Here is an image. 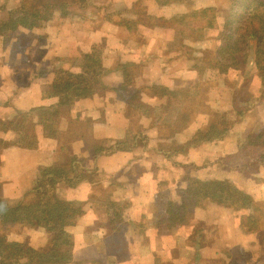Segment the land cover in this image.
Returning <instances> with one entry per match:
<instances>
[{"label":"crops","instance_id":"crops-1","mask_svg":"<svg viewBox=\"0 0 264 264\" xmlns=\"http://www.w3.org/2000/svg\"><path fill=\"white\" fill-rule=\"evenodd\" d=\"M217 4L0 0V207H16L42 187L69 203L74 221L58 223L71 236V258L51 264H247L256 232L243 228L240 212L190 188L224 179L264 207V148L250 156L235 135L246 117L256 125L247 122L242 140L264 126V98L221 138L185 144L201 115H184L182 92L171 98L157 90L206 77L204 68L188 72L191 61L163 20ZM183 44L195 57L216 46L211 39ZM86 53L99 56L101 73L76 84L59 107L55 76L78 71ZM230 87L211 86L207 103L230 102ZM33 108H57V130L47 136L37 122L35 145L26 147L10 123L37 120ZM0 235L40 252L51 247V231L4 217Z\"/></svg>","mask_w":264,"mask_h":264},{"label":"trees","instance_id":"trees-1","mask_svg":"<svg viewBox=\"0 0 264 264\" xmlns=\"http://www.w3.org/2000/svg\"><path fill=\"white\" fill-rule=\"evenodd\" d=\"M208 17L216 20L214 34L209 36L206 35L202 23ZM158 20L161 19L155 18L156 22ZM163 21L179 37L174 44L176 50L185 52L186 59L191 61L192 66L188 72L193 71V68L198 72L204 68L206 77L203 81L197 78L189 82L191 84L186 88L176 91L164 87H157V90L161 94H168L171 98L178 92H182L189 103L184 115H192L194 110L196 114L201 115L197 122L203 121L202 126L199 127L198 124L196 130L193 131L195 137L187 139L185 144L221 138L234 124L242 121L248 110V100L246 101L244 96L248 89L246 78L250 72H255L260 79L261 88L258 99L264 98V0H226L225 5L221 3L208 5ZM205 39L214 40L216 46L214 49H204L202 56L198 57H195L197 50L183 44L184 40L197 42ZM192 60L195 62L192 63ZM77 66L80 69L76 72L62 71L55 76L53 87L59 98V107L68 105L70 90L76 84L95 81L101 73L100 58L94 53H86L84 59L77 62ZM229 71H243L240 84L230 87V102L224 104L214 102L210 106L207 103L209 88L211 86L229 87L227 83ZM198 96L201 104H199ZM191 103L195 106L190 105ZM55 109L57 108H33L30 112L36 115L37 120L24 119L19 123H12V120L11 129L16 130L24 146H34L37 122L40 121L42 124V131L45 135L55 134L56 115L59 113ZM200 110L202 111L198 113ZM244 147L250 156L256 154L258 148H264V126L257 133L249 136ZM52 170L54 167H46L43 173L51 174ZM190 189L193 196L202 195L225 208L240 212V222L243 228L250 232L256 229V218L261 215V211L253 202L252 197L236 184L224 179H208L196 182ZM67 204L69 203L62 201L57 198L56 194L42 187L41 190L35 188L31 191L16 207L1 206L0 218L4 217L8 221L30 225L34 228L47 229L52 232V236L50 249L40 252L27 244L9 241L5 236L0 235V264H51L68 261L71 258L73 242L71 236L61 228L62 223H58V221L65 223L74 221L71 218L72 212L67 215ZM263 240L264 235H257V239L247 247V253L250 251L254 253L250 247L261 246L264 243ZM263 259L264 256L260 258L248 256L247 264L250 263L249 260H252L250 264H258Z\"/></svg>","mask_w":264,"mask_h":264},{"label":"rangeland","instance_id":"rangeland-1","mask_svg":"<svg viewBox=\"0 0 264 264\" xmlns=\"http://www.w3.org/2000/svg\"><path fill=\"white\" fill-rule=\"evenodd\" d=\"M94 1L95 2H102V0H94ZM217 1H218V3L220 2V0H215V4H217ZM223 3H224V0H223ZM196 5H199V2L196 3ZM189 9H190V7H189ZM202 23H203V26L205 27L206 35L209 36L210 34H214L215 26H216V20L208 17V18L204 19V21ZM111 30H116V28L111 29ZM118 32H119L118 35H120L121 34L120 30H118ZM215 44H216V42H215ZM205 72H206V70L204 71V75L206 76ZM242 75H243V71L242 72L241 71H236V72L231 71L229 74H227V83L231 87H235V86L239 85L240 81L242 79ZM254 75H255V72H250L248 78H246V84H248V89H247V91H245L246 95L244 97H245L246 101L248 100V104H249L248 109L249 110L251 109V107H253V105H254V108H259V106L263 105L262 103H258V104H257V102L255 103V101H257V98L259 95V89L261 86H260V80L259 81H258V79L255 80ZM255 104H256V106H255ZM253 110L254 109H252L250 111V113H253ZM263 111H260V112H263ZM253 119L254 118L252 117L250 120L249 119L247 120V117H246L243 124H241V125L239 124L238 126H236V134L235 135L240 136L241 140H242L244 133H247V122L250 125H253V127L256 125L253 122ZM240 139H239V137L237 138V141H238L237 146L241 145V143L243 144V143L247 142V140H246L247 137L246 138L244 137L242 141H240ZM245 172L246 171H244V174H245ZM257 207H258L259 211H261V213H260L261 215L256 218V229L254 230V232H256V235L254 234L253 239H257V235H259V234L264 235V207H263V205H262V207H260V206H257ZM262 242H264V240ZM250 248L254 250V253H252L251 251L246 253L247 258H248V256L249 257L252 256V258H254L256 256L258 258H260L261 256H264V243L261 246L260 245L257 247L252 246ZM235 258H236V255L234 256V258H232L233 259L232 261H235ZM227 260H228V263H230L231 257L230 258L228 257ZM261 261L258 264H264V259L262 262ZM249 262L252 263V260L251 261L249 260ZM233 263L235 264V262H233Z\"/></svg>","mask_w":264,"mask_h":264}]
</instances>
